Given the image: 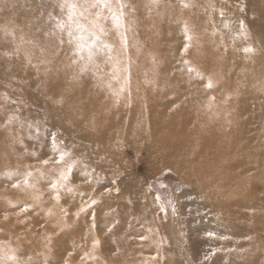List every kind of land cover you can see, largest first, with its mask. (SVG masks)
<instances>
[{"label": "rangeland", "instance_id": "1", "mask_svg": "<svg viewBox=\"0 0 264 264\" xmlns=\"http://www.w3.org/2000/svg\"><path fill=\"white\" fill-rule=\"evenodd\" d=\"M161 1L170 3V7L172 9L174 7L173 11L181 9V15L184 16L182 24L177 22L181 21L180 19L172 20V18H164L165 23L158 24L157 31L161 32L160 29L162 31L167 29L163 38L154 33L155 27L152 29L150 28L152 26H149L148 30L149 23L144 22V18H148L147 14L151 8L148 0H141V4L144 6L136 5L135 0H110L113 9L117 12L121 11L120 5H123V15L118 27L113 25L107 9L104 10V15L109 19L102 21L105 34L101 36V41L112 46L111 56L113 60L119 59L120 62V71L115 74L112 72V62L108 61L107 48L103 49L102 53L97 52L94 63L88 61L87 47L82 51H77L76 41L68 35V9L62 7L64 0H10L8 4L0 1V187L7 191L0 195V223L4 224V227H0V264H106V262L110 264H141L139 262L144 260L141 256L136 255V249L129 250L130 254L124 258L110 260L102 251L103 243L99 241L98 237L101 248L97 254L92 255L91 259L87 257V254L82 253L83 251L78 256L72 255L74 252L73 241L77 246L82 245L83 240L80 241L78 236H83V233L72 230L65 231V228H62L63 222L68 221L69 217V193L66 188L71 187V183H73L70 178L63 177V175L68 172L77 173L78 171L81 173L88 167V164L76 168L70 167L71 159L79 157L81 152L71 148V144L75 141L73 137L79 136L77 140L80 141L85 136V130L74 122L72 114L76 113L79 116L89 104L106 97H114V101L119 107L130 106L131 115L129 114L126 119L133 125L162 121L165 125L169 124L174 132L188 129L192 131L193 128H198V133L201 127L207 125L211 133L214 130L219 133L220 127L218 128L215 115L222 119L224 117L221 115L226 114L225 110L213 106H200L197 96L194 94L196 91L192 90L197 88V85L194 84L197 83V79L191 83L194 85L187 86L189 83L184 88H179V91L162 93L166 94V97L169 96V102L172 103L169 109L161 110V113L164 112L163 118L158 115L157 109L159 108L155 106L153 108L151 105L152 97L150 98L149 90L145 87L140 90L135 83L136 75L142 79V82L155 81L151 77L152 72L149 68L151 66L146 67L144 64L148 59H151V45L161 49L160 57H157L155 62L159 64L164 62L165 65H168H164L167 71L171 66L172 71L178 75H182L180 66H177L179 56H183L184 59L186 56L194 55L197 50L192 45L198 40V33L191 34L187 30L190 10L193 15V2L190 0L191 6L189 0ZM217 1L223 2L231 8L229 14L233 18L228 29L219 27L222 31L221 36L225 32L224 30H228L233 39L238 35L242 40L245 37L251 38L254 35L253 31L246 26L245 21L250 15L248 8H253L254 2L251 3L250 0ZM16 5H22L18 18L20 22H13L15 20L13 10ZM212 7L218 8V5H212ZM92 11L95 12L96 9ZM139 19L142 20V24L138 28L136 22ZM262 20H264L263 15ZM61 23L65 25L63 29L59 26ZM73 33L74 36L80 35L74 28ZM85 35L86 43L91 44L92 38ZM246 43L248 44L245 42L243 45L245 46ZM239 44L242 46L241 43ZM247 44L245 55L249 56L250 53L256 52L257 47L252 48ZM99 45L100 42H97L94 51ZM204 54L205 52L200 56ZM188 63L193 69L198 67L196 64L198 60L195 57L188 59ZM97 65H99L98 68ZM82 68L85 70L81 71ZM83 91L85 94L86 91L89 94L84 96ZM156 91L158 93L159 90ZM140 92L143 93L137 95ZM259 94L252 97H239L237 103L228 106L230 110L226 112L229 117H226L225 120H229L230 123L231 117L239 119L240 122L236 123V126L240 132L246 127L247 135L235 137L237 142L249 140L253 145L255 139L262 141V151L260 154L257 152L255 159L251 160L250 164L257 166L263 161V165L261 164L263 179L260 185L250 182L249 187H260L264 196V92ZM46 97L52 98V105L45 100ZM145 97L148 99H145L143 103L142 98ZM223 97L231 101L227 98L231 95L225 94ZM256 98L259 99L258 102H252ZM72 99L76 100L74 104L71 102ZM243 99L251 100L250 104L242 106ZM185 101L188 104H185ZM143 105L148 107L145 108L147 112H144ZM134 110H137V113H134ZM79 118L77 120L81 121L82 117L79 116ZM24 127L26 129L23 138L22 129ZM10 135L17 138L15 140L9 138ZM41 135L46 137L43 142L46 146L41 144ZM222 135L224 134L220 131L218 138L224 143L226 140ZM23 139L35 145L31 152L34 156L31 162L35 164L40 162L41 168L39 166L30 167L31 169L21 168L22 165L16 163L17 158L7 154V150L18 153ZM81 142L79 143L81 144ZM89 143L91 142H88V145H90ZM41 146H45V150H48L47 153H50L38 156L44 152V150L41 152ZM145 146L147 150L152 149L151 146ZM204 147L206 144L201 143L200 150L204 151ZM117 148L111 146L110 150L116 152ZM134 149L132 146L118 149L120 160L116 158L117 161H113L112 165L108 163L106 169L101 172L100 178L115 174L118 169L123 173L126 170L132 171V178L140 182V185L144 184L145 191L152 198L145 208V211L149 213L146 220L150 229L156 232V237L161 240V244H170L171 247H175L167 237L166 230L169 228L173 231L176 229L175 225H178V230L186 233L189 224L185 221L179 205L189 201L188 199L193 197L194 191L198 192L199 201V193L203 189L195 188L194 178L187 172L179 171L172 165H166V160L157 163L150 162L147 159V152ZM239 154V152H235L233 160L238 159ZM113 166H118V168ZM49 174L51 175L49 176ZM14 179L18 180L17 183L12 182ZM54 184L55 188H53ZM20 186L36 190L49 188L41 200L51 203L53 197L56 198L59 215H49L46 212V206L36 202L38 196L35 194L33 196L31 193L25 195L18 189H12V187ZM84 186L82 185L78 189H85ZM101 189L104 188L98 187L93 190L100 191ZM58 190L64 192V198L60 199L59 194L61 195V193L58 194ZM93 190L89 188V191L82 193H86L84 197L88 200L87 204L94 206V200L90 201V194ZM202 194L204 195V192ZM29 204L32 207H28ZM205 211V209L201 210L202 213ZM40 212L45 215L42 216ZM262 216L264 226V213ZM95 218L96 216L93 214L87 216L86 220L89 222ZM102 229L98 224L97 234L104 235ZM200 229H203V232L208 231L204 227ZM206 235L208 240L212 238V235L207 232ZM181 239L184 240V244L188 245L184 237ZM230 241L231 239L225 240L227 244L224 249L215 247V250L218 252L229 251L237 256L244 253L239 252L244 249L235 245V241ZM214 242L216 246L219 244L216 240ZM262 245L264 246V242ZM176 248H178L177 245ZM189 248L187 247V249ZM260 257H264V251ZM184 259L187 261V258L184 257ZM149 260L151 261V259Z\"/></svg>", "mask_w": 264, "mask_h": 264}, {"label": "bare ground", "instance_id": "2", "mask_svg": "<svg viewBox=\"0 0 264 264\" xmlns=\"http://www.w3.org/2000/svg\"><path fill=\"white\" fill-rule=\"evenodd\" d=\"M0 1L8 4L10 0ZM148 1L151 8L149 14H147L148 18H144V22L149 23L147 29L149 26H152L150 27L152 29L155 27L154 33L157 36L163 38L165 31H167V29H164V31L160 29L161 32L157 31L158 24L165 23L164 18L180 19L182 22H177L181 24L184 22L181 9L173 11L174 7L172 9L170 3L161 0ZM191 1L194 8L193 15L190 10L187 30L191 34L198 33V40L192 45L197 50H195L194 55L186 56L184 59L183 56H179L177 66H180L182 75L173 72L171 66L167 71L164 62L161 64L155 62V59L160 57L161 49L151 45V59H148L147 63L144 64L146 67L151 66L149 67L152 72L151 77L155 81L142 82V79H139L136 75L135 83L140 90H143V87L149 90L150 98L152 97L150 103L153 108H159L157 109L159 111L158 115L162 118L164 112L161 113V110L169 109L172 104L169 102V96L166 97V94L162 93H169L173 90L179 91V88H184L189 83L187 86L197 85V88L192 89L191 87V89L196 91L194 94L197 96L200 106H213L225 110L226 114L221 115L224 118L220 119L215 115L218 128L220 127L219 133L216 130L211 133L207 125L201 127L199 133L198 128H193L192 131L188 129L174 132L169 124L165 125L162 121L133 125L126 119L129 114L131 115L130 106H117L114 97L95 100V102L89 104L79 115L82 117L81 121L77 120L79 116L76 113L72 114L74 122L81 125L85 130V136L80 141L77 140L79 136L73 137L75 141L71 144V148L81 152L79 157L71 159L70 167L76 168L88 164V167L83 169L81 173L77 171V173L68 172L63 175V177L70 178L73 183H71V187L66 188L69 193V197L67 196L69 200V217L68 221L63 222L62 228L64 227L65 231L72 230L83 233V236H78L80 241L83 240L82 245L77 246L73 241L74 252L72 255L78 256L83 251L82 253L87 254V257L91 259L92 255L97 254L100 250V241L103 243L102 251L110 260L124 258L130 254L129 250L136 249V255L144 259L139 262L141 264H262L264 261V257H260L264 251L262 245V242H264V233H262L264 232L262 220L264 196L260 187H249L250 182L260 185L263 179L261 174L263 161L260 164L258 163L257 166L250 164V161L255 159L257 152L260 154L262 151L263 143L259 139H255L253 145L248 139L249 143L248 141L237 142L235 137L243 134L247 135L246 127L240 132L236 126V123L240 122L239 119L231 117L230 123L229 120H225L226 117H229L226 111L230 110V105L237 103L239 97H252L264 92V20H262V15L264 17V0H250L251 3L254 2V7L248 8L250 15L245 24L253 31L254 35H252L253 38L245 37L243 40L240 35L233 39L228 30H224L225 32L221 36L222 31L219 27L228 29L233 19L229 14L231 8L227 4L217 0ZM191 1L189 0L192 6ZM135 3L144 6V4H141V0H135ZM212 5H218V8H213ZM21 6L16 5L14 7L15 20L13 22H20L18 18L21 14ZM152 21L154 22L153 25ZM141 24L142 20L139 19L136 25L139 28ZM245 42H248L246 44L249 47H257L256 52L246 56V44L243 45ZM252 42H254V45H252ZM187 49L189 50V48ZM204 52L205 54L200 56ZM164 53H167L166 50ZM191 57L198 60V63H196L197 68L193 69L189 65L188 59ZM181 59L185 64L180 62ZM230 69L232 71H229ZM195 81L197 83L191 84ZM156 90H159L158 93ZM84 92V96L89 94L87 91L86 94ZM142 93H137V95ZM221 94L223 96L225 94L231 95L232 98L227 97L231 101ZM142 99L144 103L145 99L148 98ZM45 100L52 105L51 97H46ZM258 100L256 98L252 102H258ZM71 102L74 104L76 100L72 99ZM250 102L249 99H243L241 105L247 106V103L250 104ZM185 104L188 103L185 101ZM142 108H144V112H147L145 108L148 107L143 105ZM136 111L134 110V113H137ZM25 129V127L22 129L23 138L25 137ZM220 131L224 134L222 135L226 140L224 143L218 138ZM75 134L79 135L78 133ZM106 136L108 137L106 138ZM9 138L15 140L17 137L10 135ZM45 138L42 137V145ZM203 138L208 139L201 140ZM84 140L87 142L82 143L81 141ZM88 142H91L90 145H88ZM95 143L97 144L95 145ZM201 143L206 144L204 151L200 150ZM20 144L18 153L7 150V154L16 157L17 160H14L17 164L22 165L21 168L31 169L30 167L37 166L41 168L40 162L37 164L31 162L34 157L31 152L34 150L35 145L24 139ZM44 145L46 146V144ZM145 145L151 146L152 149L147 150ZM45 146H41V152L43 150L44 152L38 156L41 157L50 153H47L48 150H45ZM111 146L118 147L117 151H111ZM124 146H132L137 151L144 150L147 152V159L150 162L157 163L166 160V165H172L179 171L187 172L193 176L197 190L203 189L199 193V201L198 192L193 190V197L190 198L192 200L188 199L189 201L182 202L179 205L185 221L189 224L186 233L179 231L178 225H175L176 229L173 231L169 228L166 230L167 237L175 247H171L170 244H161V240L156 237V232L150 229L146 220L149 213L145 211V208L152 201V198L145 191L144 184L140 185V182L132 178V171L126 170L123 173L118 169L115 174L100 178L101 172L106 169L108 163L112 165L113 161L119 159L118 149L120 150ZM235 152H239L240 157L233 160ZM113 167L118 168V166ZM17 181L14 179L12 182L17 183ZM82 185H85V189H82L83 187L82 190L78 189ZM98 187L104 189L100 191L93 190ZM2 188L0 187V195L7 192ZM89 188L93 190L90 194V201L94 200V206L87 204L88 200L84 197L86 193H82L86 189H88L86 191H89ZM12 189H18L19 192H23L22 194L25 195L31 193L33 196L35 194V196H38L36 202L45 205L46 212L49 215H59L56 208V202L58 201L56 198L53 197L51 203L41 200L43 194L49 188L36 190L35 188L26 189V187L20 186L18 188L12 187ZM202 192H204V195ZM58 194L60 199L64 198V192L58 190ZM203 209L206 210L205 213L201 212ZM40 213L42 216L45 215L43 212ZM93 214L96 218L88 222L86 217ZM98 224L100 228H103L104 235L97 234ZM0 227H4L3 222L0 223ZM201 227H204L208 230L206 232L212 235V238H209L210 240L205 237L207 236L206 232H203V229H200ZM181 236L188 242V245L184 244ZM97 237L100 239L99 241ZM227 239H231L230 242L235 241V245L244 249V251L239 252L244 253L237 256L229 251L218 252L215 250V247L224 249L227 244L225 240ZM215 240L219 242L217 246ZM176 245L178 248H176ZM185 245L190 248H185ZM184 257L187 258L188 262ZM106 264L110 263L106 262Z\"/></svg>", "mask_w": 264, "mask_h": 264}, {"label": "snow or ice", "instance_id": "3", "mask_svg": "<svg viewBox=\"0 0 264 264\" xmlns=\"http://www.w3.org/2000/svg\"><path fill=\"white\" fill-rule=\"evenodd\" d=\"M62 7H67V28L68 35L72 36L76 41L77 51H82L85 47L88 48V61L94 63V57L97 52H103V49L107 48L109 55L108 61L112 62L113 74L120 71L119 59L113 60L111 56L112 46L101 41V36L105 34V29L102 21L109 19L108 16L104 15V10L107 9L110 13V18L114 26L118 27L120 24L121 17L123 15L121 11L117 12L113 9L110 0H64ZM96 9L95 12L92 10ZM62 29L65 27L64 23L59 25ZM73 28L76 32L80 33L78 36H74ZM91 37V44L86 43V35ZM71 42V41H70ZM100 42L98 48L94 47ZM99 65H97V68ZM85 69H81L84 71ZM127 71V69H125ZM55 188V184L53 185ZM95 203V202H93Z\"/></svg>", "mask_w": 264, "mask_h": 264}]
</instances>
